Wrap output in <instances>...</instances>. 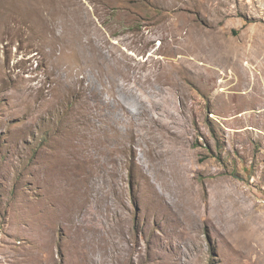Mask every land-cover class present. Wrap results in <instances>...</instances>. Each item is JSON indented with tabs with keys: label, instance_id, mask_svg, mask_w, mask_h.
Instances as JSON below:
<instances>
[{
	"label": "rangeland",
	"instance_id": "obj_1",
	"mask_svg": "<svg viewBox=\"0 0 264 264\" xmlns=\"http://www.w3.org/2000/svg\"><path fill=\"white\" fill-rule=\"evenodd\" d=\"M201 30L208 80L180 75L179 138L134 136L108 182L97 162L125 126L68 93L55 59L95 41L110 86L109 49L144 74ZM100 113L114 130L97 131ZM79 159L87 183L68 184L57 170ZM0 264H264V0H0Z\"/></svg>",
	"mask_w": 264,
	"mask_h": 264
},
{
	"label": "bare ground",
	"instance_id": "obj_2",
	"mask_svg": "<svg viewBox=\"0 0 264 264\" xmlns=\"http://www.w3.org/2000/svg\"><path fill=\"white\" fill-rule=\"evenodd\" d=\"M187 30H188L187 31V33H188L191 30L194 31V28H189ZM205 30H207V29H205ZM205 30H201V32H200L201 37H199V39L195 42L193 40L194 43H192V45H191L192 48H190L189 50L187 47L188 45L186 46V44H185L186 43L185 38H175V39L173 38L174 39L173 44H177V47H175L174 50H171L170 56L172 57V59H168L167 62L160 65L159 67H157V63H155L154 66L148 67L147 71L144 74L139 73V72H135L136 69L137 70L142 69L141 66H138V65H136L134 67H130L131 69H129V68L126 69L127 67L126 68L121 67L122 64L125 65L124 62H126V60H125L126 58L123 56V54H120L118 56L117 51H116L117 49H115L114 47H111V49L115 50L116 52L111 51L110 49H109V52L114 57L113 58L114 64L116 63L119 66V68H116V67L111 68L112 70L117 71L118 75H117V77H110V79H111L110 83H109L110 86H107L104 83L105 82L104 81V74H106V68L105 67L109 63V56H108V54L106 55L104 53L103 47L101 44L96 43L95 41L94 42L93 41H87V42H83L82 44L80 42H72V43H69V46H67L68 48L65 49L67 51L66 54H61V50H60L61 48L59 49L61 55H59V57L55 59L54 64L57 67V69L59 70L58 73H65L67 76L66 78H68V80L65 79L66 81H63V83H64L63 88H66V90H68V93H72L73 95H75V98H77V101L81 95H85V96H87V98L88 97H91L92 99L94 98L96 100V102H98V106L101 109V111L102 112L104 111V112H106V114H108L105 116H107L110 120H112L116 123H123L125 126V130H122L125 132L123 133L121 138L117 139V146L115 145L116 147L114 148V150H109V151L106 150V151H108L109 154L110 153L114 154L113 158H111V159L109 158L106 160H104L105 159L104 158L103 159L104 161H98L97 162L98 164H100V166L102 168L106 169V171L109 175L108 182L110 181V178L112 179V177L116 173V165L113 167H110L109 163L110 162L112 163L113 160H116V159L118 160L119 156L121 154L125 153L128 148H129L128 151L134 152V150L131 148V146L128 147L129 145L127 144L128 142H131L133 140L134 136L136 137L138 135L139 136L141 135V136H144L145 139L151 141V140H154L157 133L159 131H161L162 133H165L164 135H165V138H167V139L168 138H170V139H172V138L178 139L179 138L180 132L178 133L176 127H173V126H179L181 124V120L179 118L177 111L173 112L171 110V108H174V98L180 89L179 77H180V75L183 74L182 72H185V73L190 74V75H194V74L198 73L199 77L200 76L203 77V79H204L203 81H205L207 83L210 68L205 65V62L206 63L209 62L210 56H208L207 55L208 52H206V50H208L207 48L209 47V41H208L207 34H206L207 32H205ZM197 31H198V29H197ZM49 45H51V44H49ZM75 45L78 46V48ZM199 46H200V48H199ZM195 48L198 49V52L196 51ZM68 51H69V54H68ZM67 54H68L69 58H72V60L74 61V65H65L62 62V58H65ZM81 58H83V62L78 61L79 64H77L76 60H80ZM110 61H111V59H110ZM129 61H131V60H129ZM198 61H200V62H198ZM86 67L91 68L90 71H88L89 72L88 74H90L92 72L95 73L96 78L94 81H98V83H100L102 88H100L101 86L98 87L96 84H94L93 83L94 81L91 82L89 76L87 74H85V71L87 69ZM74 69H77V71L74 72L73 71ZM130 70L131 71L133 70V71L131 72ZM78 73H81L84 75L82 79H79L77 77ZM154 84H158L159 88L158 89L154 88L155 87ZM53 90L56 91V89H53ZM104 92L108 93L109 100H107V99H105V97H103ZM80 102H82V101H80ZM92 102H94V101H92ZM126 104L129 106L128 112H127V109H124V107H126ZM88 110H90V109H88ZM184 110L185 109H183V111ZM41 112H43V111H41ZM137 117H141L142 121L137 123V121L135 120ZM89 118H91V117H89ZM98 118H99L100 123L98 124V126L96 125L97 131H100L103 134V133H107L108 130H114L115 127H113L110 124H107V122L105 121L106 117L104 118V116H102L101 113L98 116ZM84 120H86V119H84ZM87 121H89V120H87ZM80 122H81V120H80ZM96 122L98 123V121H96ZM92 124H94V123H92ZM169 125L172 127L169 128ZM67 126H69V125H67ZM61 127H64V126H61ZM71 129H72V127H71ZM117 130H118V128H117ZM68 132H70V131H68ZM58 133H59V131H58ZM85 134H87V133H85ZM183 134H184V132H183ZM162 135L163 134H161L160 136H162ZM107 136H108V134H107ZM161 138H163V137H161ZM85 139H87V138H85ZM91 141H92V139H91ZM167 142H168V140H167ZM152 143H154V142H152ZM95 145H97V144H95ZM135 145H138V143L135 142ZM140 145H141V143H140ZM147 145H149V144H147ZM173 145H176V144H173ZM173 145H171V146H173ZM59 146H61V145H59ZM67 148H66V150H67ZM161 148H162V146H161ZM172 148H174V147H172ZM84 149H86V148H84ZM176 150H177V148H176ZM88 151H86V152H88ZM73 152H74V150H73ZM77 153H75V154H77ZM105 154L107 155V153H105ZM56 155H58V154H56ZM114 157H116V159H114ZM61 158H64V157L61 156ZM65 158H67V157H65ZM89 158H90V156H89ZM71 159H72V157H71ZM68 160L66 162L64 160V162H63V163H65L66 167H64L63 169L58 168L57 172L60 173L62 175V177L65 178L64 181H66V183H68V184H71V185L72 184L73 185L86 184L87 183L86 180L76 178V175H77L76 173H78V172L81 173L83 170H85L84 167H81V165H80V163H81L80 159L78 160L79 162H71ZM76 160H77V158H76ZM90 160H92V159H90ZM95 161H97V160H95ZM90 162L92 163V161H90ZM86 164H88V163H86ZM52 168H56V167L53 166ZM91 168H92V166H91ZM88 170H90V169H88ZM51 172H52V170H51ZM83 172H85V171H83ZM53 175H54V173H53ZM82 175H83V173H82ZM50 184H51V181H50ZM61 188H62V186H61Z\"/></svg>",
	"mask_w": 264,
	"mask_h": 264
}]
</instances>
